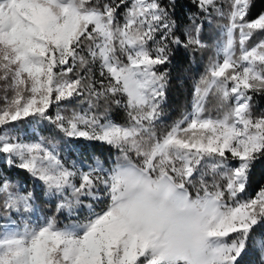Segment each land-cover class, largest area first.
Listing matches in <instances>:
<instances>
[{"label": "snow or ice", "instance_id": "1", "mask_svg": "<svg viewBox=\"0 0 264 264\" xmlns=\"http://www.w3.org/2000/svg\"><path fill=\"white\" fill-rule=\"evenodd\" d=\"M189 5L185 23L178 0H0V264H264V186L245 198L264 163V9ZM213 28L192 111L161 131L174 58L211 49ZM44 122L118 155L87 164L16 132ZM40 191L67 223L31 218Z\"/></svg>", "mask_w": 264, "mask_h": 264}, {"label": "trees", "instance_id": "2", "mask_svg": "<svg viewBox=\"0 0 264 264\" xmlns=\"http://www.w3.org/2000/svg\"><path fill=\"white\" fill-rule=\"evenodd\" d=\"M220 4H222L225 9L227 8L228 0H218ZM179 4L185 5L183 8H178L177 12L181 16V19L187 23L186 19H184V14L189 10L195 11L194 8L190 9L189 0H178ZM256 11L264 9V0H256ZM255 14V13H254ZM218 24L226 23V20H218ZM212 39L209 40L210 44H213V47L208 51L203 53H197L194 56L188 53H179L173 60V68H172V76L171 82L169 84L167 99L164 102V116L161 119L158 127L161 131L166 130L169 126H171L175 121L181 119L185 114L190 113L193 108V88L196 80L199 79L200 75L204 73L205 67L209 62V58L216 56L215 51V40L221 39L218 31L213 28L210 33ZM98 75V72H97ZM2 95V93H0ZM0 105H2V101H0ZM215 105V100L213 99L211 103L208 104L209 108H213ZM68 108L71 110L72 108H79V103H73L71 105H61V109ZM83 107H87V105H83ZM57 109L53 107L51 109V113L55 115ZM110 114L119 122H124L126 119L125 113L122 109H117L115 106H111ZM256 111H264V97L257 96L256 97ZM16 132L25 140L32 141L38 139L43 136L49 139H52L55 136V142L61 145L62 154L68 155V150L63 148L65 143L68 144L69 148L75 150V156L71 157V159H76L80 156V153L83 152L84 160L87 164H92L93 160L88 159L89 156L96 158L99 157L101 160L107 159L109 164L112 163L115 157L118 155L115 149L111 148L106 144H102L99 142H89L84 140H76L69 141L67 138L61 140L59 135H55L53 131H51V126L46 122L38 124V125H19L16 129ZM107 166V165H106ZM6 165L3 162V158L0 157V170H5ZM18 170H8L6 174L12 175L14 180L26 179V173H16ZM34 186V182L30 179H26V187L29 190H32ZM261 186H264V163L257 164L252 172L250 186L247 189L246 197L255 196L256 192L259 190ZM56 203L58 201L55 198H49L43 195L42 191H40L39 199L35 202L34 215L31 217L35 219L36 217H49L55 216L56 219L61 222V224L67 223L66 213L65 215H61L56 211ZM85 203H92L93 207L96 211H101L102 208L106 204V200L104 201H85ZM88 214L87 209L84 210L81 215V220L85 218ZM15 218V217H14ZM250 260H255V257L246 258Z\"/></svg>", "mask_w": 264, "mask_h": 264}, {"label": "rangeland", "instance_id": "3", "mask_svg": "<svg viewBox=\"0 0 264 264\" xmlns=\"http://www.w3.org/2000/svg\"><path fill=\"white\" fill-rule=\"evenodd\" d=\"M95 211H96V210H95ZM97 212H99V211H97ZM86 216H87V215H86ZM86 216H85V217H86ZM83 220H84V219H83ZM83 220H82V221H83Z\"/></svg>", "mask_w": 264, "mask_h": 264}]
</instances>
